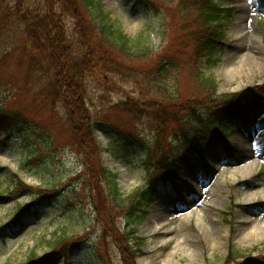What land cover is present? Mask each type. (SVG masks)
Returning a JSON list of instances; mask_svg holds the SVG:
<instances>
[{
    "label": "rangeland",
    "instance_id": "rangeland-1",
    "mask_svg": "<svg viewBox=\"0 0 264 264\" xmlns=\"http://www.w3.org/2000/svg\"><path fill=\"white\" fill-rule=\"evenodd\" d=\"M27 1L30 5L34 4L39 8L44 5L42 0H21L24 10L29 9ZM62 1L65 2L68 12L61 14L64 21L62 30L67 36L73 34V29L78 30L77 25L80 32L94 36L92 29L96 31L98 29L94 27L88 11L84 13L87 23L81 22L77 18L80 14H75L76 17L70 15L69 0ZM124 1L98 0L102 13L108 19L114 20V25L123 35L139 38L140 47L144 45V35L148 38L147 47L150 50L144 54L149 55L140 62L114 47L111 55L116 61H111L113 79L108 84L109 92L92 77L88 80L85 98H87V106L92 107V117L96 122L108 123L138 135L141 146L143 144V147L154 156V160L150 163L158 168L162 163L159 157L171 148L172 137L180 133V125H178L180 119L187 111L193 110L195 105L202 104L208 95L207 92L202 91L190 73L191 57L188 60L176 59L178 68L184 67L185 71L182 73L177 70L174 80L169 81L170 86L173 84L171 88L165 86L162 91L150 82L156 59L161 55L171 56L174 50L182 46L183 40L188 41L187 25H178L180 23L178 17L176 22L172 23L170 13L166 11L168 9L171 12L176 11L180 16L177 1L166 2L168 3L166 6H160L155 12L152 9L148 12L142 6L131 8L134 1ZM259 1L222 0V6L229 14L228 21L223 23L224 39L215 54L218 62L215 67L207 70V74L214 78V96L222 100L236 93H251L254 87L259 88L258 85L263 82L264 8L258 9ZM239 17H242L241 30L252 33L251 37L243 39L240 43L231 38L235 33L234 28L237 27L236 20ZM174 27L176 31L173 30ZM175 34L174 38L169 39ZM248 51L250 56L246 59ZM239 56L243 57L242 61L235 62V57ZM232 66L234 69L231 68ZM228 69L234 70L235 73L231 75ZM185 72L189 74V85L177 81ZM131 73L144 77V85L136 87L135 90H130V86L124 85L125 75ZM114 80L123 84H118ZM169 93L171 95L168 99ZM126 96L130 99L126 100ZM168 103L173 104L169 106ZM2 104L5 112L9 111L8 108L17 111L26 106V102L22 100L6 103L4 98L0 97V105ZM183 109H186V112H182ZM36 111L38 112L37 109ZM58 112L59 118L64 117L62 109ZM253 114L255 117L252 122L264 125V104L260 105ZM33 115L36 118L29 115L27 118L38 125V133L44 132L37 118L40 116L46 118L36 112H33ZM46 127L56 141V144L44 148V151H52L55 156L53 161L44 162L49 170L37 166L39 158L30 161L32 164L20 166L21 161L28 156L25 147L21 149L22 152L18 149V144L12 145L10 149L5 146L0 148V167L5 169L0 173V194H7L6 190L10 187L11 181H16L23 187L27 186L29 190L40 188L45 192L43 189L54 188L51 194L45 192L44 196H56L58 199L51 209H45L43 213L40 211L41 214L39 213L36 221L24 225L19 231L0 233V264H23L33 251L37 256L50 255L46 243L50 240L53 242L58 232L65 234L60 237L64 239L59 247L62 249L63 246L66 254L53 256L51 264H223L230 248L235 249L236 255H251L255 259H258L260 254H264V210L257 206V203L264 204L262 198L264 169H261L255 177L243 179L245 175L241 169H245L248 164L245 162L248 159L245 153L243 155L246 157L242 162L237 155L228 160L222 152L206 155V164L212 169V172L208 171L211 169H207L211 178L207 181H199L193 189L198 194H202L204 199L207 197L208 199L206 203V200L201 203L197 214L195 211L176 212V208L169 203L174 193H171L169 187H164L167 189L162 192L163 196L161 194L157 204L150 206L143 219L133 220V223H136L134 225L123 207L128 205V196L133 198L138 191L145 189L144 185L149 182L147 165L144 161L145 151L137 150L140 155L139 158L134 159L133 150L119 147L116 157L107 149L110 145L109 133L94 128L93 136L90 135L86 141H83V137L78 138L80 154L76 155L64 147L67 145L66 136L59 132L61 124L57 120ZM236 129L232 131L228 141L238 144L239 149H243L248 145L250 128L245 125L242 130ZM16 134L19 136L18 133ZM30 134L34 138H41L33 133ZM42 143H36V153L43 152ZM124 152L127 153L123 155ZM46 153L42 154L40 161L46 158ZM232 164L240 166V171L232 172L230 167ZM102 168L117 175L120 199L115 200L108 194L107 180L102 175L105 174ZM256 172L255 170L253 174ZM155 173L156 171L151 172L150 179ZM197 180L198 177L194 178V184ZM109 187L112 191V185ZM15 197L1 203L0 226L7 224L19 207L25 208L34 201L31 200L33 196L22 191L16 193ZM247 199L251 201H246ZM58 205L64 207L58 209ZM190 208L189 206L188 210ZM69 210L74 211L70 213ZM154 213L159 214L158 220L148 224L152 221ZM185 215L192 217L184 221ZM159 222L168 225L170 231H149L151 226L153 228ZM122 229H129L134 233L138 238L139 247L143 246V256L136 262L132 259L133 253L127 243L128 237L124 234L126 232ZM250 229L254 233H249ZM220 232L225 234L222 235ZM208 240L212 242L213 247L209 245ZM80 242L83 243L79 244ZM72 243H78L79 247H69ZM61 249L59 248L58 251Z\"/></svg>",
    "mask_w": 264,
    "mask_h": 264
},
{
    "label": "trees",
    "instance_id": "trees-1",
    "mask_svg": "<svg viewBox=\"0 0 264 264\" xmlns=\"http://www.w3.org/2000/svg\"><path fill=\"white\" fill-rule=\"evenodd\" d=\"M42 1L44 5L41 8L35 7L34 4L30 5L27 1L29 9L24 10L21 0H0V97L4 94L6 103L10 101L15 103L20 100L26 102V106L20 108L17 112L16 110H10L8 107L9 111L5 112L4 105L2 108L0 105V128L9 130L15 122L20 121L24 116H34L33 112L40 113L46 119L40 116L37 120L45 131L48 132V127H46L48 124L52 125V121L55 123L57 120L61 124L59 132L66 136L67 146L71 150L80 152L78 138L83 137V141H86L90 137V124L93 120L90 117L89 109L85 106L88 80L93 77L99 82V72L110 73V70L113 69L111 68L112 62L116 61V58L111 55L114 47L124 55L135 58L140 62H143L142 59L149 55L144 54V52L150 49L147 48L148 43H146L147 45L144 44L143 49L139 48L136 42L130 43L128 38L123 36L119 30L112 29L111 25H106V23L100 25L101 21L93 20L94 27L98 29L97 31L92 29L94 36L80 32L78 25V30L73 29V34L67 36L66 32L62 30L64 21L61 17L62 13H68L65 2L62 0ZM177 1L180 2L179 5L186 4L184 17L179 16L176 11L171 12L168 9L166 11L170 13L171 22L175 23L178 17L180 20L178 25L183 26L186 24L192 31H186L188 41L183 40L182 46L178 50H174L171 56L161 55L156 59L150 82L162 91L166 86L165 81H169L170 77L175 78L177 70L182 73L185 71L184 67L178 68L176 59L186 58L188 60L191 57V66L195 67L196 61L199 62L206 57L209 66L215 65L214 60L208 56L214 50L217 37L219 38L218 25L223 19L222 16H224L220 6L212 4L213 0ZM166 2H169V0H154L152 5L158 8L166 6L168 4ZM91 4L92 0H69L68 6L71 9L68 11L73 17H76L75 14L77 13L80 14L77 18L81 22L87 23V17L84 13L86 9L88 11ZM173 30L176 31L175 27ZM175 36L176 34L170 36L169 39ZM103 38L105 40H100ZM144 39L147 42V39ZM192 77L194 78V76ZM196 79L201 84L198 74H196ZM177 81L180 84L186 83L189 85L188 73L182 74V77L178 78ZM206 81L211 85L210 90L214 91L215 88L210 78L202 79V89H204L203 85H206ZM110 82H106L104 79L100 82L107 92L110 89L108 85ZM124 83H131L133 86L138 87L144 85V77L140 74H126ZM170 95L171 93L167 94L168 99ZM167 98L164 97L168 100ZM262 98H264V86L259 87L255 93L252 92L247 97L248 102L245 103H242L241 98L237 96H233L225 105H223L224 102L214 101L215 104L220 106L217 111H214V114L211 113L218 121L217 127L212 117L210 118L211 123H209V119L203 116L204 109L196 112H186V109H183L182 112L185 111L187 114L185 113L178 123L182 137H179L178 133L172 137L175 138V144L161 157L163 162L160 164L161 167L154 169L156 173L153 178L162 177V179H167V176L171 178L172 173L167 163L172 158H177L179 154L183 155L185 147L192 148L193 151H204V148H200L198 142L193 139L194 135L201 131V128L216 136L227 135L229 132L228 127L223 126V119L226 114L240 116L250 110L251 105L257 104ZM168 104L170 106L173 103ZM208 106L214 107L212 102H207L197 104L195 108ZM60 109L63 110L64 114L62 118L58 117ZM186 115H189L190 124L184 119ZM192 126L197 129V132L192 131ZM47 132L39 133L38 137L41 138L37 139L26 137L23 147H25L28 157L41 159L42 154L49 152L44 151V148L56 144L53 136ZM43 141L44 143H42ZM125 141L131 144L127 139ZM34 142L42 143V153L35 152L36 143ZM180 157L182 156L180 155ZM102 172H106L105 175L111 178L113 194L119 198L121 194L117 188L116 175L105 169H102ZM44 191L46 192V190ZM152 191L153 186L138 191L133 198L128 196V207L125 206L127 214H137L148 207L152 202ZM38 192L43 193L40 190ZM62 234L64 235V233L60 235ZM60 235L53 243L49 244L50 248L61 249L59 247L61 246L60 242L64 238H60ZM238 259L239 257L236 258L233 251H228V257L225 259L224 264L236 263ZM26 264H43V262L32 253Z\"/></svg>",
    "mask_w": 264,
    "mask_h": 264
},
{
    "label": "bare ground",
    "instance_id": "bare-ground-1",
    "mask_svg": "<svg viewBox=\"0 0 264 264\" xmlns=\"http://www.w3.org/2000/svg\"><path fill=\"white\" fill-rule=\"evenodd\" d=\"M241 11V10H240ZM242 22V17H239L238 19H237V27L236 28H234V31H235V33H233L232 35H231V38H233V40H235V41H238L239 43L240 42H242V40L244 39H246V38H248V37H251V35H252V33H250V34H247L246 32H244L243 30H241V23ZM233 31V32H234ZM248 56H250V51H248V54L246 55V59H248ZM242 58L243 57H235V62L237 61V60H239V61H242ZM232 65V64H231ZM232 69H234L233 68V66L231 67ZM228 72L232 75V74H234L235 73V71L234 70H231V69H228ZM246 173H250V172H246ZM217 195V194H216ZM248 197H252V196H249V195H247ZM262 198H264V193H263V195H262ZM246 201H251V199H247ZM159 214H156V213H154L153 215H152V218H151V220L152 221H149L148 222V224L150 223V222H152V223H154L155 221H157L158 220V216ZM192 217V215H189V216H187V217H185L183 220L184 221H188V220H190V218ZM148 226V225H147ZM152 227V226H151ZM150 227V230L149 231H154V232H160L161 230H164V232H167V231H170V227H164L162 224H160V222L159 223H157L153 228H151ZM146 229H147V227H146ZM252 229H250L249 230V233H254V231H251ZM220 234H222V232H220ZM223 234H225V233H223ZM222 234V235H223ZM219 237H221V236H219ZM226 237H227V234H226ZM255 237V236H254ZM164 239H166V238H164ZM164 239H162V241L164 240ZM210 243H209V245H211V247H213V245H212V242L210 241V240H208ZM166 242V241H165ZM177 242V241H176Z\"/></svg>",
    "mask_w": 264,
    "mask_h": 264
}]
</instances>
